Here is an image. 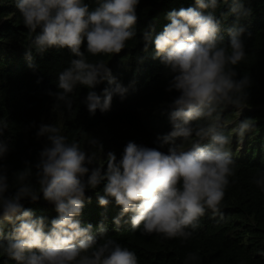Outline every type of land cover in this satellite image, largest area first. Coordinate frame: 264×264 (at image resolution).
<instances>
[{"label": "trees", "instance_id": "1", "mask_svg": "<svg viewBox=\"0 0 264 264\" xmlns=\"http://www.w3.org/2000/svg\"><path fill=\"white\" fill-rule=\"evenodd\" d=\"M79 250L264 264V0H0V264Z\"/></svg>", "mask_w": 264, "mask_h": 264}, {"label": "rangeland", "instance_id": "2", "mask_svg": "<svg viewBox=\"0 0 264 264\" xmlns=\"http://www.w3.org/2000/svg\"><path fill=\"white\" fill-rule=\"evenodd\" d=\"M228 109H229L230 112L233 111L235 113L234 117L230 118V122L229 123L231 125L234 124L235 120L240 119L242 117V115L244 114V112H245V108L243 106H240L239 104H235V103H229L228 104ZM234 133H235V131H234ZM239 142L243 143V140H242L241 137H240ZM194 143H195V139L194 138L187 139L185 141L184 148L179 153L181 155H186V154L190 153L192 147L194 146ZM65 217H67V216H65ZM68 217H70V216H68ZM82 250L76 251L75 253H73L71 256H69L67 258L57 260L53 264H82V262H83V253L82 252L84 251V250L83 251Z\"/></svg>", "mask_w": 264, "mask_h": 264}, {"label": "clouds", "instance_id": "3", "mask_svg": "<svg viewBox=\"0 0 264 264\" xmlns=\"http://www.w3.org/2000/svg\"><path fill=\"white\" fill-rule=\"evenodd\" d=\"M239 105L242 106L241 104H239ZM243 107H244V106H243ZM244 108H245V107H244ZM245 110H246V109H245ZM183 148H184V147H183ZM183 148H182V149H183ZM192 148H193V147H192ZM182 149H180L179 152H180ZM179 152H178V155H181ZM181 156H183V155H181Z\"/></svg>", "mask_w": 264, "mask_h": 264}]
</instances>
